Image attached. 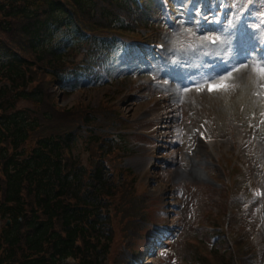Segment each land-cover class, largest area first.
<instances>
[{
  "label": "trees",
  "instance_id": "trees-1",
  "mask_svg": "<svg viewBox=\"0 0 264 264\" xmlns=\"http://www.w3.org/2000/svg\"><path fill=\"white\" fill-rule=\"evenodd\" d=\"M135 10L136 0H0V264H106L116 217L121 229L142 226L143 201L116 190L95 151L117 146L101 132L115 113L57 108L48 91L90 70L94 62L80 63L107 51L104 32L124 29ZM212 255L200 264H235L231 253Z\"/></svg>",
  "mask_w": 264,
  "mask_h": 264
},
{
  "label": "rangeland",
  "instance_id": "rangeland-1",
  "mask_svg": "<svg viewBox=\"0 0 264 264\" xmlns=\"http://www.w3.org/2000/svg\"><path fill=\"white\" fill-rule=\"evenodd\" d=\"M239 1L234 0V5ZM171 3L175 20L171 21L164 14L165 9L162 8L167 2L154 0L151 8L161 7L154 13V25L139 30L143 34L150 30L168 46V60L161 64L165 72L161 87L147 85V79L140 75V70L145 66L135 58L125 60L124 65L116 59L110 77H84L73 89L52 88L57 108H69L86 102L96 109L104 98L114 99V103L119 105L118 112L126 123L112 131L117 137V144L127 153L123 165L146 183V189L139 183L137 189L139 192L145 191L149 198L148 224L140 229L137 238L127 241L133 253L142 249L145 251L141 264H188L195 256L194 242L199 239L203 249L213 246L219 255H225L228 243L204 232L207 225L221 223L226 218L223 215L225 206L233 209L230 217L232 229L239 232L245 228L244 221L247 223L250 219L259 227L255 231L248 225L252 231L251 242L259 234L264 240V203L255 206L258 202L254 203L252 196L239 201L241 193L237 190L239 188L243 192L247 187L246 177L240 171L235 173L236 190L230 196L225 185V162L240 163L237 148L241 131L231 128V122L237 120L246 127L247 122L252 125L251 121H257L248 127L252 143L246 144L242 150L251 160L254 173L264 186V77L254 70L260 64L256 57L254 59L255 53L253 56V51L246 53L241 50L246 42L253 44L264 33V20L257 21L262 16L264 19V10L256 12L253 23H249V35L240 41L234 34L237 21L234 16L238 13L233 8L232 18L226 27L216 30L222 35L223 47L209 49L203 37L204 31L200 32L195 11L185 12L186 0H172ZM192 35L196 40L192 39ZM226 44L228 51L224 49ZM238 53H243V59L235 57L227 60L229 66L235 65L234 68L220 73L215 61L223 63L232 54ZM199 72L213 75L212 80L202 86L178 87L177 77L181 81L188 76L191 79ZM229 72L231 77L225 81L228 87L208 90L209 85L217 84ZM20 105L27 106L28 103L22 102ZM173 105L181 107L180 128L176 127V123H168L173 119L168 107ZM258 125L262 133L257 132ZM207 137L215 138L217 142L207 143L204 139ZM175 150L177 155L174 154ZM76 153L89 167L83 143L78 145ZM239 202L234 210L232 203ZM165 222L167 227L164 228L169 229V233L157 239L154 227L160 229L159 225ZM115 226V237L106 264H114L115 259L126 251L123 247L126 237L118 222H115ZM67 264L75 262L68 260Z\"/></svg>",
  "mask_w": 264,
  "mask_h": 264
},
{
  "label": "snow or ice",
  "instance_id": "snow-or-ice-1",
  "mask_svg": "<svg viewBox=\"0 0 264 264\" xmlns=\"http://www.w3.org/2000/svg\"><path fill=\"white\" fill-rule=\"evenodd\" d=\"M204 40H210L211 43H215L216 39L211 38V37H204ZM203 40L201 41V44H203ZM261 77H264V62H261L260 64H258L255 69H254ZM231 77V72H229L227 74L226 77H222L221 81L218 82L217 84L214 85H209L208 90L212 91V90H219L221 88H225L228 87L229 85L227 83H225V81Z\"/></svg>",
  "mask_w": 264,
  "mask_h": 264
}]
</instances>
